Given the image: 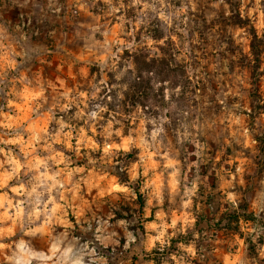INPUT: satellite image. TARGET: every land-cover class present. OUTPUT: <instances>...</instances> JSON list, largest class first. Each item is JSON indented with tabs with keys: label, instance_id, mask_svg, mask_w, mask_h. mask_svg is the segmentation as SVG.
<instances>
[{
	"label": "rangeland",
	"instance_id": "374dc122",
	"mask_svg": "<svg viewBox=\"0 0 264 264\" xmlns=\"http://www.w3.org/2000/svg\"><path fill=\"white\" fill-rule=\"evenodd\" d=\"M261 12L264 0H0V36L20 53L15 71L0 65V109L41 126L49 122L54 134L59 124L48 120L49 109L56 119L87 128V117L76 113L107 108L104 119L89 123L103 133L111 120L113 133L122 129L132 138L130 152L105 154V143H122L105 134L94 137L100 149L67 153L71 169H85L74 173L75 191L79 196L84 185L91 203L78 199L79 226L57 231L40 247L63 242L71 249L63 258L68 264H264V245L257 260L238 236L216 226L224 204L237 199H246L264 221V76L261 99L253 104L251 98L252 28L261 39L264 71ZM135 79L139 91L132 88ZM41 90L48 102L39 117L28 105L25 111L7 107L16 93L31 100ZM65 93L75 101L67 113L60 111ZM14 134L0 128L3 139ZM153 181L163 183L159 193ZM193 185L199 188L194 196ZM136 189L144 199L142 218ZM174 219L176 227L153 247L152 238ZM193 245L195 259L186 251ZM19 247L14 260L29 254L23 241Z\"/></svg>",
	"mask_w": 264,
	"mask_h": 264
},
{
	"label": "clouds",
	"instance_id": "9594fccd",
	"mask_svg": "<svg viewBox=\"0 0 264 264\" xmlns=\"http://www.w3.org/2000/svg\"><path fill=\"white\" fill-rule=\"evenodd\" d=\"M135 2L139 4L141 0H135ZM259 2L260 0H256L257 4ZM148 7V4H144L145 10ZM159 15L161 19H168L163 12H160ZM260 16L264 19V12H261ZM18 56L20 53L16 51V46L11 38L5 42L4 37L0 36V65L6 64L12 71H15V66L18 63L16 57ZM55 67L54 65L53 68L55 69ZM55 80L66 84V81L60 77H55ZM14 92L15 89H13ZM16 96L22 100V103L18 102V99H8L7 107L9 109L25 111V105H28L27 111L38 117L40 110L48 102L46 90L34 93L31 100L21 93H16ZM80 96L85 101L88 99L87 93L82 92ZM64 98L68 100V103L60 106V111L67 113L75 101L68 93H65ZM76 106L79 108V105ZM84 107H87V104ZM106 111H108L107 108H100L99 111L86 113L80 109L76 113V118L87 117L85 124L88 127L77 128L74 124L66 122L63 117L56 119L51 115L52 109H49L48 120H54L59 124L58 130L53 134L49 131L51 127L49 122L41 126L30 118L20 117L11 111L5 113L0 109V116L3 117L0 120V128L15 132L8 139L0 137V145H4L0 147V157H3L0 159V264H68L63 258L66 251H71V249H66L63 242L56 246H53V242L47 243L45 247L39 246L42 240L52 241L57 231L61 229L71 228L75 231L81 220V217L73 212V209L78 207V199L88 200L91 203L90 193L86 191L84 185L79 188V196L75 191V185L78 182L75 181L74 173L81 174L85 169L83 167L71 169V157L67 153L74 152L76 156H80L84 149H100L101 145L94 137L105 134L109 139L115 135L122 141V143H105L102 147L105 154L113 149L119 151L121 148L125 152L131 151L127 147V144L132 142L131 136L124 137L122 129H116L113 133L111 129L114 125L111 120L108 121L103 133L97 132L95 123H89V121L98 122L104 119L101 113ZM89 132L92 135H89ZM28 133L31 135H27L26 138ZM157 135L158 133L153 132V139ZM141 143L147 150L148 145L143 137H141ZM57 145H61L64 150L58 149ZM148 155L152 160L156 153L149 152ZM161 159H167V154L163 155ZM164 167L167 168L169 165L165 164ZM143 175H148L147 170ZM175 175V172L172 173V176ZM153 183H156L159 193L163 183L157 181H153ZM197 191H199L198 186L193 185L192 195L194 196ZM191 203L192 201L189 200L184 205L185 208ZM156 215L157 218H162L161 213L157 212ZM176 223L174 219L170 225H163L165 231H161L159 236L152 238L153 247H155L156 241L163 243L166 229L175 228ZM192 223L194 224L195 220ZM5 233H10V235H5ZM21 241L29 254L22 259L14 260L15 256L20 255ZM186 251L193 259L197 257L194 245L187 248ZM172 259L176 260V257L173 256Z\"/></svg>",
	"mask_w": 264,
	"mask_h": 264
},
{
	"label": "trees",
	"instance_id": "16d2710c",
	"mask_svg": "<svg viewBox=\"0 0 264 264\" xmlns=\"http://www.w3.org/2000/svg\"><path fill=\"white\" fill-rule=\"evenodd\" d=\"M252 42L251 49L254 60V67L251 73L252 79V93L251 98L254 101L261 99L259 82L260 78L264 76V71H260L262 65V53L263 49L260 47L261 39L258 37L255 29H251ZM140 78V76H138ZM142 83L140 80L135 79L132 83V88L139 91ZM254 108V107H253ZM132 157L131 154L127 155ZM121 182L129 184L130 181L128 177L121 179ZM137 202L139 207L137 209V214L139 218H142L144 210V199L142 194L138 189H136ZM217 224L219 228H222L227 233L238 236L245 244L248 253L255 259H259V249L264 245V221L256 215L254 211L250 209V206L246 199H237L234 202L227 201L224 204L223 209L220 211ZM253 229V232H248V229ZM144 231V228L141 227Z\"/></svg>",
	"mask_w": 264,
	"mask_h": 264
}]
</instances>
